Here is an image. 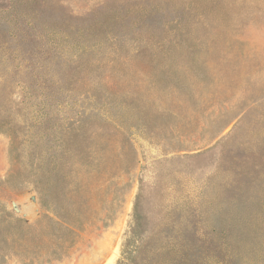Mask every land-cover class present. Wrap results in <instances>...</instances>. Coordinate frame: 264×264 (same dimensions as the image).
<instances>
[{"label":"rangeland","instance_id":"rangeland-1","mask_svg":"<svg viewBox=\"0 0 264 264\" xmlns=\"http://www.w3.org/2000/svg\"><path fill=\"white\" fill-rule=\"evenodd\" d=\"M68 149L113 212L44 264H264V0H0V205Z\"/></svg>","mask_w":264,"mask_h":264},{"label":"trees","instance_id":"trees-1","mask_svg":"<svg viewBox=\"0 0 264 264\" xmlns=\"http://www.w3.org/2000/svg\"><path fill=\"white\" fill-rule=\"evenodd\" d=\"M73 144L78 147L75 141ZM48 163L43 194L50 209L39 220L28 223L0 205L1 264L10 256L30 264L70 258L86 244L87 236L107 226L113 212L108 204L112 203L98 192L106 187V173L93 185L71 183V177L79 176L80 154L70 149L60 156L50 153ZM86 172L91 175L95 171L87 167Z\"/></svg>","mask_w":264,"mask_h":264}]
</instances>
